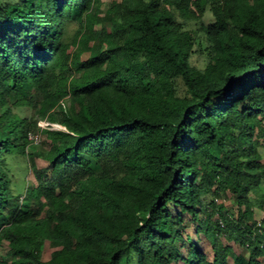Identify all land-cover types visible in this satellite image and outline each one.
I'll use <instances>...</instances> for the list:
<instances>
[{
    "label": "trees",
    "instance_id": "trees-1",
    "mask_svg": "<svg viewBox=\"0 0 264 264\" xmlns=\"http://www.w3.org/2000/svg\"><path fill=\"white\" fill-rule=\"evenodd\" d=\"M101 8L0 0V264H264V0Z\"/></svg>",
    "mask_w": 264,
    "mask_h": 264
},
{
    "label": "rangeland",
    "instance_id": "rangeland-1",
    "mask_svg": "<svg viewBox=\"0 0 264 264\" xmlns=\"http://www.w3.org/2000/svg\"><path fill=\"white\" fill-rule=\"evenodd\" d=\"M111 0H102V8L101 10L103 12H106L109 4H110ZM212 14L211 12H208L205 18L206 23H210L212 21ZM77 25V24H76ZM75 24H73V26L70 28V33L74 34L77 26ZM88 57V53H85L82 58L86 59ZM18 114L24 116V117H28V118H35L36 120L38 119L36 117V114L31 111V110H27V111H18ZM43 120H39L38 123H42ZM34 147H30L29 148V153L33 152ZM38 166H42L43 162L40 159L36 160ZM12 174L14 176V181L18 184V186H20L23 190V188L25 187V182L31 181L33 179V176L28 173V175H26L25 173V163L22 161V159L20 158H15L12 162ZM228 206H232V202L231 201H227ZM238 249V248H237ZM48 250V249H46ZM240 250L238 249V252Z\"/></svg>",
    "mask_w": 264,
    "mask_h": 264
},
{
    "label": "built area",
    "instance_id": "built-area-1",
    "mask_svg": "<svg viewBox=\"0 0 264 264\" xmlns=\"http://www.w3.org/2000/svg\"><path fill=\"white\" fill-rule=\"evenodd\" d=\"M41 127L42 128H47L49 130H59V129H61V127H59L57 125H52V124H49V123H42ZM29 139L32 142V145H34V146L40 145L42 140H43L42 135L39 134V133L30 134Z\"/></svg>",
    "mask_w": 264,
    "mask_h": 264
},
{
    "label": "clouds",
    "instance_id": "clouds-1",
    "mask_svg": "<svg viewBox=\"0 0 264 264\" xmlns=\"http://www.w3.org/2000/svg\"><path fill=\"white\" fill-rule=\"evenodd\" d=\"M42 123H49V124H52V125H57V124H54V123H50V122L47 121V120H44ZM42 123H38L39 127L41 128V130H49V129H47V128H42V127H41V124H42ZM57 126L61 127V129H59V130L65 131V128H64V127H62V126H60V125H57ZM39 134H41V133H39ZM41 135H42V134H41Z\"/></svg>",
    "mask_w": 264,
    "mask_h": 264
}]
</instances>
